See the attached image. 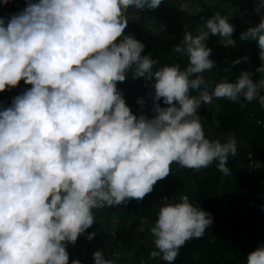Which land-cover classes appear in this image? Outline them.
<instances>
[{
	"label": "clouds",
	"instance_id": "9594fccd",
	"mask_svg": "<svg viewBox=\"0 0 264 264\" xmlns=\"http://www.w3.org/2000/svg\"><path fill=\"white\" fill-rule=\"evenodd\" d=\"M161 3L26 0L7 20L0 16V92L21 80L31 85L0 109V264H69L66 245L93 225L94 209L143 200L173 163L198 171L218 161V170L231 174L234 140L207 139L197 110L214 97L235 102L243 96L264 106V76L254 82L242 70L235 82L205 79L215 66L205 43L209 33L224 38L225 47L236 46L234 26L219 11L206 19L207 31L194 36L185 29L173 48L187 56L183 70L176 63L154 69L157 61L141 55L145 45L124 30L128 9L154 10ZM262 10L264 0H258L259 23L239 39L257 43L261 64L255 71L264 74ZM241 59L247 61L232 64ZM129 70L146 86L151 82V117L133 114L117 88ZM211 225V215L188 196L178 202L163 197L150 229V256L173 264L179 249ZM92 255L94 264L120 258H105L101 250ZM246 264H264V243L248 252Z\"/></svg>",
	"mask_w": 264,
	"mask_h": 264
},
{
	"label": "trees",
	"instance_id": "16d2710c",
	"mask_svg": "<svg viewBox=\"0 0 264 264\" xmlns=\"http://www.w3.org/2000/svg\"><path fill=\"white\" fill-rule=\"evenodd\" d=\"M184 1L162 0L154 10L128 9L132 17H128L124 34L145 45L141 55L157 61L154 69L176 63L183 70L188 65L187 56L175 53L173 48L182 44L185 29L194 36L207 31L206 19L219 11L234 26L232 39L236 46L225 47L224 38L209 33L205 43L211 49L210 58L215 66L203 73L205 79L213 83L235 82L240 72L247 70L254 82L259 81L264 74L255 71L261 64L257 43L239 39L247 27L259 23L260 15L255 11L258 0H189L192 6L187 8L182 6ZM25 6L26 0H9L0 5V16L7 20L9 14ZM245 56L247 61L241 59L239 64H232L233 60ZM127 76L131 79L118 83L117 88L133 114L139 115L142 111L151 117L150 93L154 91L151 82L146 86L143 78H133L131 70ZM30 87L21 80L18 86L0 92V109L8 107L12 98ZM261 94L264 95V89ZM190 95L198 93L190 91ZM138 98H143V105L137 103ZM158 103L165 106L162 100ZM197 111L207 139L221 143L229 138L234 140L236 154L229 155L227 161L231 174L219 171L218 161L198 171L173 163L172 172L158 181L143 200L132 199L116 207L94 209L93 225L75 243L66 245L69 264L74 259L81 264H94L92 254L96 250H101L108 259H115L114 254L119 253L116 264H167L159 257L150 256L155 250L150 229L163 197L178 202L186 195L190 203L212 217V225L203 236L187 241L173 264H246L248 252L264 243V106L257 100L248 102L243 96L235 102L214 97L212 103L202 104ZM246 202L249 207L244 210ZM90 232L95 233L91 240L86 238ZM243 234L249 243L243 241ZM194 251L199 254L197 260Z\"/></svg>",
	"mask_w": 264,
	"mask_h": 264
},
{
	"label": "rangeland",
	"instance_id": "374dc122",
	"mask_svg": "<svg viewBox=\"0 0 264 264\" xmlns=\"http://www.w3.org/2000/svg\"><path fill=\"white\" fill-rule=\"evenodd\" d=\"M182 6L187 8V7L192 6V5H191V3H189V0H185V1L182 3ZM190 8H191V7H190ZM196 9H198V7H196ZM126 14H127V17H132V16H131V13H126ZM6 22H7V21H6ZM129 77H130V76H127V78H129ZM248 205H249V202L244 203V205H243V209H244V210H247V207H249ZM242 236H243V241L246 242V243H249V240L247 239V235H246V234H243ZM198 255H199V254H198L196 251H194L193 256H194V259H195V260L198 259Z\"/></svg>",
	"mask_w": 264,
	"mask_h": 264
}]
</instances>
